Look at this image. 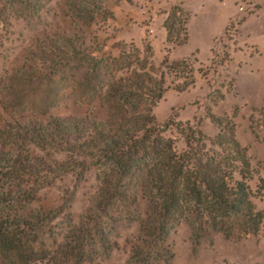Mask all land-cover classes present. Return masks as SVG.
I'll return each instance as SVG.
<instances>
[{
  "label": "trees",
  "instance_id": "1",
  "mask_svg": "<svg viewBox=\"0 0 264 264\" xmlns=\"http://www.w3.org/2000/svg\"><path fill=\"white\" fill-rule=\"evenodd\" d=\"M50 1L6 0L5 10L29 26L42 18ZM58 1L64 24L49 23L32 35L20 64L0 81L2 108L13 114L9 93L24 81L34 86L65 82L63 89L82 84L76 74L65 73L72 63L89 74L92 84L99 82L87 98L99 99L104 112L101 117L87 110L28 118L19 113L0 124V254L8 264H66L71 257L73 264H93L114 248L126 253L124 264H168L175 255L172 237L181 225L188 228L193 249L212 244L218 233L234 240L260 234L263 213L246 177L236 170L251 163L235 138L234 123L208 112L218 133L207 137L197 122L170 115L160 123L153 114L166 89L182 92L192 85V60L164 66L180 79L168 86L153 65L147 68L144 59L126 54L122 43L104 52L107 40L122 29L107 28L116 17L105 0ZM189 17L181 3L170 7L163 21L168 42L188 43ZM242 20L226 27L219 39L223 47L226 30ZM219 51L214 57L211 48L213 71L222 63L224 51ZM167 132L175 134L180 147ZM222 154L234 166L222 165ZM90 179L94 182L88 184ZM85 188L76 212L74 202ZM51 194L55 201L47 206ZM64 219L67 224L53 236L47 256L19 259L27 241L48 235Z\"/></svg>",
  "mask_w": 264,
  "mask_h": 264
},
{
  "label": "rangeland",
  "instance_id": "2",
  "mask_svg": "<svg viewBox=\"0 0 264 264\" xmlns=\"http://www.w3.org/2000/svg\"><path fill=\"white\" fill-rule=\"evenodd\" d=\"M105 1L116 17V21L110 23L107 28L111 25L117 29L122 28L120 32L114 33V40H107L105 53H108L107 50H110L109 47L113 43H122L121 48L126 54L128 53L132 59H144L147 68L153 65L154 73L157 76L162 74L168 86L180 79L167 74L164 66L182 58L192 60L193 72L188 74L189 77H193L192 85L182 92L166 89L155 103L153 114L160 123L167 120L170 115L183 122H197L199 129L207 137L218 133V126L210 121L208 112L230 119L234 123L235 138L240 146L246 148L251 163L247 170L243 167L240 169L237 167L236 170L246 177L249 188L254 192L253 200L263 213L264 223V116L262 115L264 114V7H260L259 1L240 0L237 5L244 6V10L239 12L231 0H225V4L220 0L207 1L205 11L212 18L208 20V23L200 25L202 37L198 29L191 28L192 40L186 46V44L176 45L166 40L163 21L172 5L181 3V6L187 10L190 0ZM0 4L2 5L0 12L1 81L12 72L15 65L20 64L21 52L35 32L49 23L56 26L63 22L61 21V2L58 0H51L43 10L42 18L29 26L6 12V0H0ZM225 10L231 13L232 18L238 17L234 20L240 21L241 18L243 20L239 25L235 21L236 25L233 24L232 28L226 30L225 37L228 39L226 38V46L223 47L219 39L224 36L226 27L233 22L230 20L224 27L222 26ZM187 11L190 19L192 14L189 10ZM198 18H200L199 14ZM213 18L214 25H211ZM210 34H214V37L208 52L205 49L203 37ZM213 41H215L214 44ZM194 44L200 46L199 51H190ZM211 48L214 57L217 58L219 54L217 56L216 52L224 51L222 63L216 64L214 71L210 63L213 55ZM117 50L114 49L113 55L117 54ZM219 53L222 55L221 51ZM69 68L71 72L65 73H69L68 76L71 77L76 74L79 81L83 80L82 84H78L74 89H63V86H66L65 82L61 84L47 81L36 86L25 81L18 83L9 93V102H7L13 114L5 112L0 103V124L4 119L21 116L22 114L19 113H23L22 116L28 118V116L49 113L60 116L77 115L92 110L100 117L103 116L104 107L100 106L99 99L88 100L91 97L87 98L96 87H99V82L92 84L89 74L84 76L72 63ZM229 127L230 124L224 125L226 130H229ZM256 131L257 137L253 134ZM166 137L170 138L175 146H181V141L175 138L173 132H167ZM210 148L214 150V146ZM223 156L224 154L221 155L222 165L227 162L228 165L234 166ZM234 174L237 176V171ZM93 182L90 179L88 184ZM86 191L85 188L83 196L81 191L74 202L73 209L76 212L80 211L78 205L81 198L85 197ZM50 197L44 202L47 206L50 205L49 202L55 201L54 195L51 194ZM13 212L16 213V211ZM66 224L67 220L64 219L59 223V228L53 227L52 232L49 233L51 237L48 234L31 238L27 241L29 247L26 246L27 248L21 251L22 256L19 259L23 261L28 257L47 256L49 248H52L53 236L57 231H63ZM172 240L175 255L168 264H264V229L258 235L248 234L235 240L225 238L219 233L214 234L212 244L193 249L188 240V228L181 225L173 234ZM121 243L122 240H119L117 244ZM125 257L126 253L122 249L114 248L108 258L93 264H124ZM73 258L75 257H71L66 264H73L71 262ZM5 261L8 264L7 259L0 254V264H4ZM11 263H15V260Z\"/></svg>",
  "mask_w": 264,
  "mask_h": 264
},
{
  "label": "crops",
  "instance_id": "3",
  "mask_svg": "<svg viewBox=\"0 0 264 264\" xmlns=\"http://www.w3.org/2000/svg\"><path fill=\"white\" fill-rule=\"evenodd\" d=\"M187 1V0H186ZM185 1V2H186ZM207 1H213V0H190L188 2V6H187V10L190 11V13L192 14V17L189 19L188 23H187V31H188V35H189V42L187 45H189V43L191 42L192 40V35H191V28H195V29H198L199 30V34L200 36L202 37V33L200 32L201 30V27L200 25H203L204 23H208V20H210V18H212L211 15H207V12L205 11V5H206V2ZM223 4L226 3L225 0H220ZM229 1V0H227ZM256 2L259 1V5L260 7L263 6L264 7V0H255ZM194 2V3H193ZM240 0H231V3H233L236 7H237V10L239 12H241L239 9H238V5L237 3H239ZM198 14H199V17L198 18ZM235 18H238L237 16L236 17H231V13L228 12L227 10H225L223 12V16H222V26L224 27L230 20H234ZM212 24L211 25H214V18L213 20L211 21ZM202 31V30H201ZM214 37V34H210L208 35L207 37H203V41H204V44L206 45V50H208L209 52V45H210V42L212 40V38ZM199 45L198 44H194L190 51H199Z\"/></svg>",
  "mask_w": 264,
  "mask_h": 264
},
{
  "label": "built area",
  "instance_id": "4",
  "mask_svg": "<svg viewBox=\"0 0 264 264\" xmlns=\"http://www.w3.org/2000/svg\"><path fill=\"white\" fill-rule=\"evenodd\" d=\"M238 8H239L240 11L244 10V6H239Z\"/></svg>",
  "mask_w": 264,
  "mask_h": 264
}]
</instances>
